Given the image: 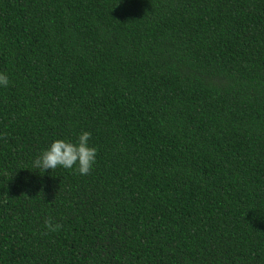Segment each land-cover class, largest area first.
<instances>
[{"label": "trees", "instance_id": "16d2710c", "mask_svg": "<svg viewBox=\"0 0 264 264\" xmlns=\"http://www.w3.org/2000/svg\"><path fill=\"white\" fill-rule=\"evenodd\" d=\"M0 72V264H264V0H0Z\"/></svg>", "mask_w": 264, "mask_h": 264}, {"label": "clouds", "instance_id": "9594fccd", "mask_svg": "<svg viewBox=\"0 0 264 264\" xmlns=\"http://www.w3.org/2000/svg\"><path fill=\"white\" fill-rule=\"evenodd\" d=\"M9 78L6 73L0 72V86L7 87ZM91 133L82 132L76 143L57 139L51 143L50 147L42 151L34 160L33 167L42 169L45 172L48 169L54 170L57 167L72 169L81 175H88L96 162L97 149L89 146ZM44 226L48 232H58L63 225L53 221L52 217L44 220Z\"/></svg>", "mask_w": 264, "mask_h": 264}]
</instances>
